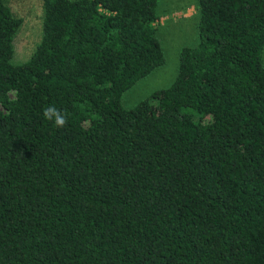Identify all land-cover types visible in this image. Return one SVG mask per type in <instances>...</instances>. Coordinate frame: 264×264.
I'll list each match as a JSON object with an SVG mask.
<instances>
[{
    "label": "trees",
    "instance_id": "trees-1",
    "mask_svg": "<svg viewBox=\"0 0 264 264\" xmlns=\"http://www.w3.org/2000/svg\"><path fill=\"white\" fill-rule=\"evenodd\" d=\"M40 1L12 63L0 0V264H264V0H195L196 44L128 108L159 0Z\"/></svg>",
    "mask_w": 264,
    "mask_h": 264
},
{
    "label": "rangeland",
    "instance_id": "rangeland-1",
    "mask_svg": "<svg viewBox=\"0 0 264 264\" xmlns=\"http://www.w3.org/2000/svg\"><path fill=\"white\" fill-rule=\"evenodd\" d=\"M3 1L22 20L13 38L14 54L11 62H23L39 41L41 1ZM156 13V35L164 63L123 92L120 103L125 108L132 107L152 91L167 86L175 74L180 47L193 46L197 42L198 13L195 0H159Z\"/></svg>",
    "mask_w": 264,
    "mask_h": 264
},
{
    "label": "clouds",
    "instance_id": "clouds-1",
    "mask_svg": "<svg viewBox=\"0 0 264 264\" xmlns=\"http://www.w3.org/2000/svg\"><path fill=\"white\" fill-rule=\"evenodd\" d=\"M43 117L50 121L56 128H63L67 124L66 114L54 105H48L43 109Z\"/></svg>",
    "mask_w": 264,
    "mask_h": 264
}]
</instances>
